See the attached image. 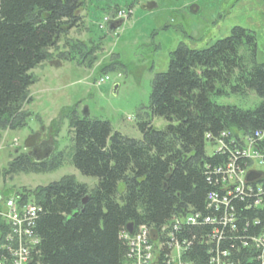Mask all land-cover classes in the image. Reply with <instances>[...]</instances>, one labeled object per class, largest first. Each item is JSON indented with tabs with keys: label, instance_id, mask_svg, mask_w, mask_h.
I'll return each instance as SVG.
<instances>
[{
	"label": "trees",
	"instance_id": "trees-1",
	"mask_svg": "<svg viewBox=\"0 0 264 264\" xmlns=\"http://www.w3.org/2000/svg\"><path fill=\"white\" fill-rule=\"evenodd\" d=\"M87 1L0 0V133L26 126L31 114L25 106L32 102L29 88L35 83L31 71L81 25L78 12ZM64 46L70 52L58 58L65 62L77 59L82 65V59L91 57L90 66L94 60L96 47L67 41ZM112 64L101 65V75ZM248 94L264 101V64L256 62L254 34L233 28L229 37L208 49L193 51L180 44L171 53L167 72L155 75L151 83L148 118L138 115L140 140L114 132L108 121L80 118L75 108L68 110L70 166L96 179V185L89 188L65 176L33 190H1L3 196L29 199L39 209L28 228L37 240L29 249L31 264H133L122 237L128 225L132 233L140 226L153 229L160 241L170 240L171 234L183 247L181 260L187 264L217 258L222 264H264V251L251 248L264 232V205H255L264 177L252 184L253 194L228 199L226 207L216 210L209 199L222 200L231 162L246 172L247 180L264 174L257 166L250 171L253 163L242 152L253 134L264 130V102L248 110L217 103ZM152 118L167 125L156 129ZM252 146L264 155V140ZM63 160L64 155L53 154L36 164L25 153L16 154L0 170V179L52 172ZM186 214L200 216L197 224L160 232L173 217ZM223 218L231 222L219 225ZM8 230L0 221V241ZM165 249L158 264H165Z\"/></svg>",
	"mask_w": 264,
	"mask_h": 264
},
{
	"label": "rangeland",
	"instance_id": "rangeland-1",
	"mask_svg": "<svg viewBox=\"0 0 264 264\" xmlns=\"http://www.w3.org/2000/svg\"><path fill=\"white\" fill-rule=\"evenodd\" d=\"M148 3L156 7L142 10L141 6ZM115 6L117 10H113ZM78 15L82 17L81 25L60 39L48 51L49 59L31 71L35 83L29 88L32 102L25 106L31 114L26 126L0 133V170L16 154L25 153L24 143L35 135V142L50 147L51 155H64L63 164L45 174L0 179V191L33 190L65 176L93 188L96 179L84 177L70 166L73 135L67 111L75 108L80 118L86 111L89 119L108 121L114 132L140 140L138 115L144 119L149 116L153 78L167 72L170 55L180 44L193 51L205 50L229 37L233 28H241L254 34L256 62L264 64V0H89ZM104 19L108 24L123 22L109 34ZM66 41L71 45L85 43L87 49L96 47L91 65H87L91 57L82 59V65H78L77 59L75 62L59 59V53L70 52L64 46ZM103 64H112L107 72L109 81L97 86L96 82L103 77L98 68ZM261 102L264 101L251 94L217 101L221 106L243 110ZM151 123L159 130L167 125L162 118H152ZM211 152L206 146V153ZM254 167L253 163L250 171L257 169L264 173V166ZM259 176L263 178L264 174Z\"/></svg>",
	"mask_w": 264,
	"mask_h": 264
},
{
	"label": "built area",
	"instance_id": "built-area-1",
	"mask_svg": "<svg viewBox=\"0 0 264 264\" xmlns=\"http://www.w3.org/2000/svg\"><path fill=\"white\" fill-rule=\"evenodd\" d=\"M120 16L121 14L118 15V17ZM125 17L124 19H126ZM103 22L106 25L109 23L107 19H104ZM108 81L109 77L105 75L98 79L96 85L101 86ZM263 140L264 130L255 132L253 138L247 141L242 151L243 156L252 161L254 166H264V155L257 152L252 146L253 142ZM225 170L224 183L221 187L223 192L222 200L217 201L214 197L209 198L211 203L215 205L216 210H218L217 206L220 205L226 207L228 199H236L239 195L243 196L245 192L248 195L253 194L254 191L251 186L259 182L258 179H260V176H255L247 180L246 172L241 171L233 162ZM256 189L255 196L257 201L255 205L262 206L264 205V189L261 187ZM38 211L39 209L33 201L21 199L18 196L5 197L0 191V221L9 228L8 232L2 235L0 241V264H31L29 249L37 244V240L31 236L28 228L31 227ZM199 218L200 216L194 214H186L179 218L173 217L161 228L160 232L164 233L169 229L175 232L181 226L196 225ZM203 221L204 223L210 222L208 218H204ZM219 221L221 226L225 225V221L231 222L227 218ZM122 237L128 243L129 256L133 258V264H158L159 252L163 250V247L166 248L163 254L165 264H187L181 260L183 247L171 237V234L168 236L170 240L160 241L157 231L146 226H140L131 235L123 233ZM251 248L258 252L261 250L263 253L264 232L252 240ZM223 256L225 257L226 255ZM209 264H222V261L217 258L211 260Z\"/></svg>",
	"mask_w": 264,
	"mask_h": 264
},
{
	"label": "water",
	"instance_id": "water-1",
	"mask_svg": "<svg viewBox=\"0 0 264 264\" xmlns=\"http://www.w3.org/2000/svg\"><path fill=\"white\" fill-rule=\"evenodd\" d=\"M155 7H156V5H155L154 3H148V4H145V5H142V6H141V9H142V10H145V11H150V10L154 9ZM122 22H123V21H119L118 23H115V24H112V23L108 24V25H107V33H109V34H113L114 31H115V25H116V26H119V25L122 24ZM117 89H118V85H116V86L114 87V89H113V93H114V94H116ZM83 115H84V117H87V116H88V114H87L86 111L83 112ZM36 138H37V135H35V136H33V137H30V138L24 143V147H25L26 149H28V150H29V149H32V148H33V144L35 143ZM51 153H52V150L50 149V151L47 152V157H49V156L51 155ZM86 201H87V197L83 200L82 204L84 205V204L86 203ZM127 232H128V234H130V235L132 234V225H128V226H127Z\"/></svg>",
	"mask_w": 264,
	"mask_h": 264
},
{
	"label": "flooded vegetation",
	"instance_id": "flooded-vegetation-1",
	"mask_svg": "<svg viewBox=\"0 0 264 264\" xmlns=\"http://www.w3.org/2000/svg\"><path fill=\"white\" fill-rule=\"evenodd\" d=\"M117 23V22H116ZM50 147L45 146L42 142H35L33 144L32 149H26L25 154L36 164H41L46 161L49 157H47V152L50 151Z\"/></svg>",
	"mask_w": 264,
	"mask_h": 264
}]
</instances>
